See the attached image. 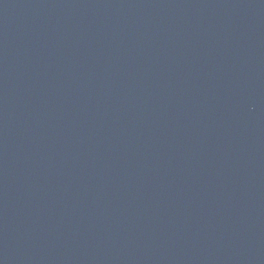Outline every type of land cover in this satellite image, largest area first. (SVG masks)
I'll list each match as a JSON object with an SVG mask.
<instances>
[{"label":"water","instance_id":"95a60500","mask_svg":"<svg viewBox=\"0 0 264 264\" xmlns=\"http://www.w3.org/2000/svg\"><path fill=\"white\" fill-rule=\"evenodd\" d=\"M0 264H264V0H0Z\"/></svg>","mask_w":264,"mask_h":264}]
</instances>
